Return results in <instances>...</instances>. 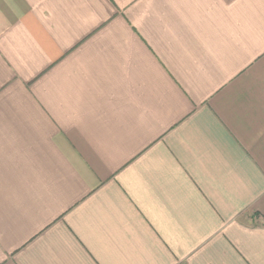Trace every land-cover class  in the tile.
<instances>
[{
  "label": "crops",
  "instance_id": "obj_1",
  "mask_svg": "<svg viewBox=\"0 0 264 264\" xmlns=\"http://www.w3.org/2000/svg\"><path fill=\"white\" fill-rule=\"evenodd\" d=\"M0 264H264V0H0Z\"/></svg>",
  "mask_w": 264,
  "mask_h": 264
}]
</instances>
